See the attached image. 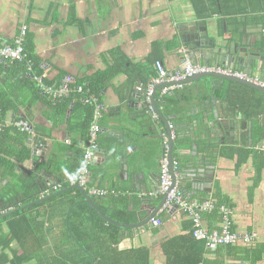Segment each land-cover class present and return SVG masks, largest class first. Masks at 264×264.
Listing matches in <instances>:
<instances>
[{"label":"crops","instance_id":"obj_1","mask_svg":"<svg viewBox=\"0 0 264 264\" xmlns=\"http://www.w3.org/2000/svg\"><path fill=\"white\" fill-rule=\"evenodd\" d=\"M225 4L226 9L239 12L237 16L243 18L235 21L214 13L210 18L201 19L195 13L191 0H0V42L12 44L20 26L26 24L25 48L39 63L37 69L42 71L47 82L57 84L71 78L79 84H89L96 78L107 77L99 96L105 109L100 135L101 152L91 168L93 181L108 189L127 191L130 197L133 194L143 196L146 191L152 193L159 186L163 149L160 141L155 143L156 140H153L159 121L144 109V93L136 86L144 87L156 76V58L161 59L169 70L182 67L184 54L181 48L184 46L179 41V24L208 20L214 24L219 35L229 37L235 33L241 37L248 33V26L264 22V9L259 3L226 0ZM248 14L256 16L250 19ZM238 21H241V27H238ZM254 35L258 45L264 46V35L259 37L256 32ZM18 69L17 65L0 63V91L16 94L14 101L19 104L16 112H7L5 122L9 125L17 119L16 116L24 119L20 114L26 111L35 133L53 141L49 154L55 163L54 179L68 182L66 178L82 161L87 143L86 129L77 130L83 124L82 111L72 121V130L63 113L55 115L49 101L37 100L35 91L22 78H14L12 72ZM117 69L120 71L113 74ZM233 70L261 79L259 73L250 74L238 67H233ZM19 76H22L21 73ZM230 82L233 81L218 78L212 87L204 78L188 82L180 103L184 112H170L168 109L161 113L169 121L178 122L177 135L183 142L181 152L185 153L180 157L184 166L180 181L187 189V197L193 202L213 198L225 200L233 210V229L240 234H256L251 243L240 241L207 250L204 263L264 264V93L254 89L258 92L256 97L261 99V112L255 118L261 123L254 124L253 119L245 117L243 107L224 103ZM240 90L242 87H239ZM231 120H234L233 128L217 137V128L221 129V124H229ZM244 121L246 129L242 128ZM236 130L239 133L236 134ZM189 140L196 144L193 147L187 145ZM211 141L216 142V152H206L208 149L204 144ZM5 145L11 146L10 142H5ZM28 146L31 157L21 163L15 173H7L0 165L1 239L9 231L4 217L27 208H23L27 204H22V201L25 193H30L23 192L21 177L35 182L37 172L42 168L34 164L40 157L33 155L35 144L32 140ZM196 152H199L198 155H193ZM201 156H206L205 162L214 169L209 191L205 187L198 190L192 187L201 169V159L197 158ZM137 160L141 161L138 166L135 165V162L139 163ZM26 170L29 172L26 173ZM47 181L42 179L43 184ZM142 186L146 187V191ZM15 190H21L22 194L16 195ZM14 195L12 206L8 199ZM147 202L149 206H145L143 213L148 215L159 204ZM209 212H203V223L210 229L216 228L218 217L207 214ZM30 214L45 219L46 241L43 248H53L61 236L63 213L58 210L53 218L45 213L42 216ZM162 215H166L165 210H161L155 218ZM191 224V217L187 214L174 215L161 225L143 226L138 234L123 240L120 247H149L153 264H167L162 251L163 242L175 235L188 233ZM37 232L39 235V229ZM10 247L13 250L21 248L17 241H13ZM30 264L39 263L33 261Z\"/></svg>","mask_w":264,"mask_h":264},{"label":"trees","instance_id":"obj_2","mask_svg":"<svg viewBox=\"0 0 264 264\" xmlns=\"http://www.w3.org/2000/svg\"><path fill=\"white\" fill-rule=\"evenodd\" d=\"M225 1L226 0H191L195 13L201 19L210 18L214 13H219L228 19L235 21L239 20L237 15L240 13L235 10L226 9ZM250 1L252 4L259 3L261 8L264 9V0ZM238 23V27H241V21H238ZM28 57L33 62L34 72L43 76L42 71L40 70V72L37 69L40 67L39 63L35 62L29 52ZM157 60H159V58L154 60L155 71V62ZM5 62L19 67L18 70L12 72L14 78H22L25 83L35 91L37 100L44 102L49 101V106H52L55 115L59 114V116H61V113H63V118H67V124L72 130L74 127L72 121L77 116H80V112L82 111L83 124L82 127H78L77 130L84 129L85 131L86 129L88 133V135H86V140L88 141L89 128L95 104L92 102L85 103L83 100L91 95L99 99L107 77L96 78L93 81L91 80L89 84H79L75 82V84L85 87L82 92H71L69 96L54 101L48 96V94H45L39 86H37L31 77L28 76L27 62L0 61V63L4 65ZM119 71L120 69H117L112 73L116 74ZM20 73L22 76H19ZM155 75H157V72ZM43 80L45 83L54 84L47 82L45 76L43 77ZM61 83L62 82L57 84ZM185 86L182 89L167 92L163 95L161 93L162 87H159L153 94L157 107L163 112L168 109L170 112H184V110L181 109L180 103L183 97L182 95H184L183 92ZM228 87L229 91L226 94V97L221 95L224 97V103L228 102L232 107L237 105L243 107L246 118L253 119L254 124L257 122L261 123V120L255 119L257 118L258 113L261 112V99L256 97L258 92L246 85H240L235 82H230ZM239 87H242V90L239 91ZM15 98H17L16 94H6L5 92L0 91V127H2L0 128V165L5 168L7 173L11 174L16 172L21 163L31 157V149L28 145L31 140L33 142V138L31 139L28 133L19 130L14 125V121L23 118L16 116L17 119H13L9 125L5 122L7 112H10L11 110L16 112L18 110L19 104L14 101ZM193 99L194 96L191 98V101H193ZM102 111H104L103 108ZM27 118L29 119V116L24 118V120L27 121ZM157 121H159L158 126L163 129V133L165 134L167 132L165 122L161 117H159ZM170 121L172 124H175V130L176 133H178L179 126L177 120L172 119ZM29 122L31 123V121ZM159 141L164 153L163 137H161ZM189 141L186 142L187 145L193 147V145L196 144L192 140ZM5 142H10L11 146L5 145ZM39 143L42 144L40 141H37L35 144L39 146ZM182 143L179 135H177L173 149V156L180 164L178 169L179 177L184 167L180 160V157L185 154L184 152H181L183 149L181 146ZM205 146H207L208 149L206 152H216L217 150L216 142H207L206 145L204 144V147ZM199 150L202 151V148H199ZM198 153L199 152H196V155H198ZM191 158L193 159V156ZM52 161L54 162V160ZM80 166L81 162L74 171L79 170ZM92 178L94 179V177ZM21 179L23 183V192L30 193L29 195H26L25 193L26 197L23 199L22 204H28L34 200H39L47 195L58 192L55 191L51 194L44 193L48 187L58 183L54 178L49 179L43 187H39L38 184H35L36 180L35 182H31L29 178L21 177ZM66 179L68 181V176ZM93 179V184L98 187H103L102 185L95 183ZM59 183L62 184V188L59 190L62 192L58 195L55 194L48 199L41 200L23 210L14 211L4 217L3 220L8 221L9 231L3 239L0 238V250L2 251L0 254V264H30L33 263V261H38L39 264H153L150 259L149 247L138 246L127 249L120 247L123 240L126 238H132L134 233L136 234V231L133 228H123L122 226L108 222L101 216L94 206L84 201L82 192L79 189H69V187H71L69 181L65 183L59 181ZM180 186L185 197H187V189H184L183 182L181 181ZM110 190H114L115 193L105 196L91 195V197L109 218L127 225L140 223L150 217L149 213L148 215L143 213L145 205H149L147 201H150L151 203L153 202L154 205H157L160 204L163 199V197L154 198L153 195H149L151 192L144 194L143 196L133 194V196L131 195L130 197L127 191L116 190L115 188ZM15 194L21 195V190H15ZM14 198L15 195L8 199L11 201L12 206L14 204ZM188 199L192 201L190 198ZM213 199L216 201L217 205H228L225 200H219L217 198ZM58 210L63 213L62 232L60 238L57 239V244L48 250L47 248H43L44 242L46 241V235L44 232L46 229L45 219L32 217L30 213H38L39 216H42V214L45 213L53 218L55 217L54 213H57ZM162 210L166 211V209L163 208ZM179 211L175 215H182ZM27 212L29 213L28 216L26 215ZM184 214L190 216V213L188 212H185ZM207 214L218 217L217 219L219 220L220 214L218 210L210 211ZM160 217H162V222L153 226L161 225L164 221L168 220L164 219L165 215ZM157 219L158 218H154L155 221ZM191 222L192 224L188 233L175 235L163 242L162 251L166 256L167 264H205V252L209 249L212 250L213 247L208 246L206 241L194 237V223L192 217ZM150 223L154 222L151 221ZM36 226H38V228H36ZM37 229H39V235ZM40 234H43L42 238L40 237ZM13 241H17L21 248L13 250L10 247Z\"/></svg>","mask_w":264,"mask_h":264},{"label":"built area","instance_id":"obj_3","mask_svg":"<svg viewBox=\"0 0 264 264\" xmlns=\"http://www.w3.org/2000/svg\"><path fill=\"white\" fill-rule=\"evenodd\" d=\"M27 35V25L22 24L19 28V34L15 37L12 44L0 42V61H18L27 62L28 76L41 88V90L48 94V96L56 101L66 96L71 92H82L85 87L75 84L71 78H66L61 84H48L43 80V76L38 75L33 70V62L28 57V52L25 48V39ZM184 62L181 68L169 70L162 60L155 62L157 75L147 85L144 95L149 103L147 112L152 115V118L159 119V114L155 110L152 99L154 89L157 85L162 84L161 93L173 92L177 89H182L186 83L185 81L201 72L216 71L225 73L227 75H234L247 79L249 81H258V77L254 78L247 74L240 73L233 69H224L215 65H202L195 63L186 50L183 52ZM142 85H137L136 89L143 90ZM85 103L92 102L95 104L93 117L89 128V138L85 145L81 166L79 170L73 171L68 175L69 185H79L85 188L86 192L91 195L105 196L115 193L105 187H98L92 183V165L94 164V157L100 152V135L103 131L102 115L105 109L104 104L98 98L91 95L83 100ZM14 125L21 131L26 132L34 139L36 133L32 124L27 120L21 119L14 121ZM170 133H165L163 136L164 153L161 158V173L159 178L158 188L151 193L154 197L165 198L163 209L177 207L178 210H184L190 213L193 218V235L199 240L206 241L210 247H218L224 245H231L237 242L251 243L255 238V233L240 234L233 229V210L227 204L217 205L214 199H208L203 202H193L185 197L180 186V177L178 173L179 161L173 157L170 159L169 153L171 150V141L177 138L175 124L169 123ZM2 128V127H0ZM69 142V140H67ZM62 188L61 183H56L48 187L44 193H53ZM218 210L220 214L219 225L216 228L210 229L203 225L202 212Z\"/></svg>","mask_w":264,"mask_h":264},{"label":"water","instance_id":"obj_4","mask_svg":"<svg viewBox=\"0 0 264 264\" xmlns=\"http://www.w3.org/2000/svg\"><path fill=\"white\" fill-rule=\"evenodd\" d=\"M224 26H225V30H227L226 19H224ZM178 29L180 30L181 33L179 37V41L184 46V48H181V51L184 52V50H186L195 63L198 64L205 63L215 66L222 65L232 68L238 67L239 70H243L250 74L259 73L261 80L264 82V46H259L257 41L254 39L255 36L254 32L258 33L259 37L264 35V22L257 25L248 26L247 28L248 33L243 34L241 37H239V35H235V33H231L229 37H227L226 35H222V36L219 35L217 29H215L214 24L209 23L208 20H202V21L196 20L190 23H182L178 25ZM203 78L208 79V82L211 84V87L212 84L216 82V79L221 78L224 81L229 80L236 83L247 85L255 90H258L259 92L264 93L263 86L257 85L255 83L249 82L244 79H240L234 76H228L214 71L197 74L194 77L190 78L187 82H197ZM159 87H161V85H157L154 89V92ZM146 88L147 85L144 86L141 93H145ZM152 102L156 103L154 97L152 99ZM142 105L144 106V109H146L147 102L145 95H143L142 97ZM156 112L165 122L167 133H170L171 130L168 127L170 122L168 118L163 116L159 108L156 109ZM20 115L24 118L27 117L26 111H24V114H20ZM150 116L152 117L151 114ZM228 123L229 124H225V125L221 124L220 125L221 129L217 128V134H216L217 137L220 136V133L226 134V130H228L229 128L231 129L233 128L232 126H234V120H231L230 122L228 121ZM230 124L231 126H229ZM242 128L243 129L247 128L245 121L242 122ZM156 130L158 133L153 137V140H156L155 143H157L159 139L164 136L163 129L161 127L156 125ZM237 133H239V130L236 132V134ZM232 135H234V133H232ZM37 141H40L42 144L39 143L40 145L37 146L35 144ZM33 143L35 144L33 155L40 157V159L36 161L34 164L37 168L42 165V168H40V172H37L38 178H36L35 184H38L40 185V187H43L44 184L42 183V179L49 180L51 178H54L53 168L55 166V163L52 161L49 154V151L53 147V141L50 140L49 138H44V136H42L39 133H36V136L33 139ZM174 146H175V141H171V150L169 153L170 159H173L174 157L173 156ZM100 152L98 154H100ZM197 158L201 159L199 161V166H201V169L199 170V174L196 177V179L193 180L192 187L196 190L205 187V190L209 191L212 186V180L214 178L213 166L205 162L206 156H201ZM137 162L140 163L139 160H137ZM139 163L135 162V165L138 166ZM37 168H35V172ZM27 172H29V170H26V173ZM73 188L79 189L82 192L84 201L94 206L105 220H107L110 223L122 226L123 228H133L137 234L139 233L140 228L149 224L151 221L154 222V223H150L151 226L162 222V217L158 218L156 221L154 220V218L162 210L165 202V198L162 199L161 203L157 206V208H152L153 210L149 212L150 214L149 218L137 224L127 225V224L119 223L109 218L101 210V208L93 201V198L86 192L84 187L79 185H74L69 187V189H73ZM141 188L145 189L146 191L145 186H142ZM61 192L62 191H58L54 194L47 195L39 200H34L33 202L25 205L23 208L33 205L41 200L48 199L55 194L58 195ZM146 193L147 191L145 192V194ZM145 206L148 207L149 205H145ZM178 211H177V207L167 208L164 219L166 220L171 218L173 215L178 213ZM179 212L181 214L185 213L184 210H180Z\"/></svg>","mask_w":264,"mask_h":264},{"label":"rangeland","instance_id":"obj_5","mask_svg":"<svg viewBox=\"0 0 264 264\" xmlns=\"http://www.w3.org/2000/svg\"><path fill=\"white\" fill-rule=\"evenodd\" d=\"M192 58V57H191ZM202 65H210V64H202ZM221 68H224V69H233L232 67H222V66H220ZM209 72H212V71H209ZM214 72H216V71H214ZM201 73H206V72H201ZM218 73H220V72H218ZM198 74H200V73H198ZM221 74H225V73H221ZM197 75V74H196ZM226 75V74H225ZM192 78V77H191ZM237 78H240V79H244V78H241V77H237ZM190 79V78H189ZM188 79V80H189ZM188 80H186L185 81V83L187 84L188 82ZM244 80H247V79H244ZM247 81H249V80H247ZM249 82H252V83H255V84H257V85H260V86H263L264 87V82L258 77V81L257 82H254V81H249ZM161 86H162V84H160ZM146 102H147V100H146ZM148 105H149V103L147 102V107H146V110H147V108H148ZM153 105L155 106V110L158 108L157 107V105H156V103H153ZM99 156H100V154H96L95 155V157H94V162H96L97 161V159L99 158ZM165 203V202H164Z\"/></svg>","mask_w":264,"mask_h":264},{"label":"flooded vegetation","instance_id":"obj_6","mask_svg":"<svg viewBox=\"0 0 264 264\" xmlns=\"http://www.w3.org/2000/svg\"><path fill=\"white\" fill-rule=\"evenodd\" d=\"M263 15H264V13H263ZM254 16H256V14H248L247 15V18L249 17L250 19H253V17ZM238 17V19H242L243 17H241V16H237ZM261 22V21H260ZM256 23H258V22H256ZM256 23H254V24H256ZM257 25V24H256Z\"/></svg>","mask_w":264,"mask_h":264}]
</instances>
